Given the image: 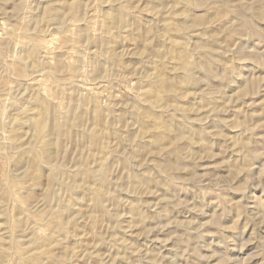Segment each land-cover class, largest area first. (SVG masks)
Returning a JSON list of instances; mask_svg holds the SVG:
<instances>
[{
    "label": "rangeland",
    "instance_id": "374dc122",
    "mask_svg": "<svg viewBox=\"0 0 264 264\" xmlns=\"http://www.w3.org/2000/svg\"><path fill=\"white\" fill-rule=\"evenodd\" d=\"M0 264H264V0H0Z\"/></svg>",
    "mask_w": 264,
    "mask_h": 264
}]
</instances>
